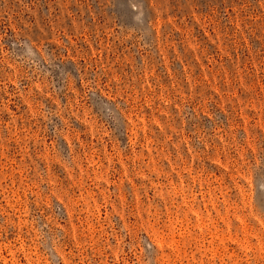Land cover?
Listing matches in <instances>:
<instances>
[{
	"label": "rangeland",
	"instance_id": "1",
	"mask_svg": "<svg viewBox=\"0 0 264 264\" xmlns=\"http://www.w3.org/2000/svg\"><path fill=\"white\" fill-rule=\"evenodd\" d=\"M0 264H264V0H0Z\"/></svg>",
	"mask_w": 264,
	"mask_h": 264
}]
</instances>
